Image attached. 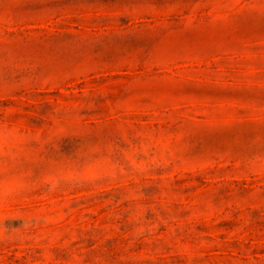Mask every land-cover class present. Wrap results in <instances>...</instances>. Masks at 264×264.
<instances>
[{"label": "rangeland", "instance_id": "rangeland-1", "mask_svg": "<svg viewBox=\"0 0 264 264\" xmlns=\"http://www.w3.org/2000/svg\"><path fill=\"white\" fill-rule=\"evenodd\" d=\"M0 264H264V0H0Z\"/></svg>", "mask_w": 264, "mask_h": 264}]
</instances>
